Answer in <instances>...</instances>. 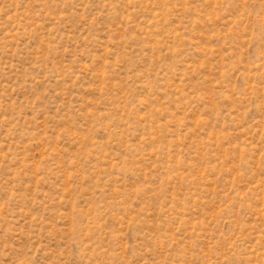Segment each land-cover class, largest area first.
Returning a JSON list of instances; mask_svg holds the SVG:
<instances>
[{"label":"rangeland","instance_id":"obj_1","mask_svg":"<svg viewBox=\"0 0 264 264\" xmlns=\"http://www.w3.org/2000/svg\"><path fill=\"white\" fill-rule=\"evenodd\" d=\"M0 264H264V0H0Z\"/></svg>","mask_w":264,"mask_h":264}]
</instances>
